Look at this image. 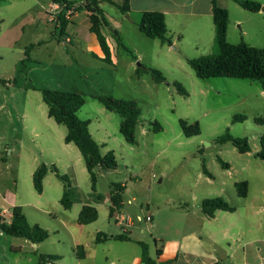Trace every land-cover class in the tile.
Returning a JSON list of instances; mask_svg holds the SVG:
<instances>
[{
  "label": "crops",
  "instance_id": "obj_1",
  "mask_svg": "<svg viewBox=\"0 0 264 264\" xmlns=\"http://www.w3.org/2000/svg\"><path fill=\"white\" fill-rule=\"evenodd\" d=\"M67 1L71 6L80 7L69 16L61 35L59 25L47 21L46 12L54 3L53 0H0V80L5 81L0 83V217L8 221L11 209L19 206L30 225L37 224L47 229L48 238L33 247L38 250L37 256L52 254L61 257L48 264H144L140 243L146 245L152 264H264V205L254 197L242 208L228 203L234 208L233 211L218 209L211 217L207 216L201 210V202L214 198L207 194L218 193L209 187L214 186L213 176L209 172V175L204 173L203 169L200 179L204 180L205 186L188 189L189 198L159 197L158 201L150 198L136 203L135 197L129 196L126 183L121 182L124 186L122 206L111 214V187L108 192H99L95 187V194H92L90 184L91 193L85 196L80 191L81 197L73 202L71 208L64 209L60 202L63 185L55 184L50 176L54 173L48 170L42 180V192L35 191L32 177L41 163L34 158V147L40 150V154L46 152L52 156L50 160L44 161L48 166L71 164L73 168L69 178L71 185L77 189L79 181L74 167H78L80 173L87 172L85 164L81 167L83 158L78 148L64 141L66 127L48 116V107L42 100L40 88L75 92L84 97L85 102L76 115L81 120L89 121V133L99 145L101 155H105L112 150L107 147L111 132L106 123L91 117L85 96L100 103L95 96L108 94L98 93L89 84L92 74L89 70L93 69L85 62L93 60L117 67L120 64L119 50L122 49L133 59L126 60L124 66L138 73L145 70L144 66L154 68L155 56H170L169 51L176 55V61L187 64V59L196 57L179 53L177 49L186 45L198 51L204 46L209 48L214 39L211 0H130L129 10L120 12V21L109 17L104 10V3L118 8L122 1H102L99 7L110 23L108 29L102 30L110 51V61L106 62L96 36L89 30L88 13L83 9L85 0ZM216 1L228 11L226 38L229 43L244 41L255 46L247 40L249 31L264 38V10L250 12L233 0ZM252 1L264 7V0ZM146 11L164 14L172 45L150 39L139 31L138 23ZM131 13L135 14L136 19L140 18L134 21L136 30L149 39L142 40L148 45L145 51L135 49L136 56L122 43L119 33L123 21ZM235 28L238 29L237 33ZM113 30L118 32L121 46L117 42L114 44L111 35ZM148 53L150 63L146 65L142 62ZM134 62H137L136 68L133 67ZM52 67L57 76L55 86H36L26 78L28 74L34 73V69H42L46 74L50 73L48 69ZM79 67L85 71L83 74L78 71ZM15 77L17 81L13 83ZM100 105L102 108H97L99 113H103L102 109L108 111ZM81 113L83 117H80ZM103 116L108 118L107 115ZM137 126L138 122L135 138ZM61 127H65V131ZM142 133L146 135L147 130L142 129ZM136 143L137 139L130 145ZM3 152L6 157L2 155ZM114 170L104 172L97 169L96 175ZM240 182L246 183V195L240 196L246 199L248 183ZM47 191L53 192V196L47 195ZM85 205L94 207L98 216L92 223L80 224L78 216ZM134 205L136 208L131 210L130 207ZM122 216H127L128 221L122 222ZM98 234L100 241H96ZM48 240L51 249L41 251ZM13 241L6 240L0 231V263L8 264L4 259L8 252L21 251V245ZM78 246L82 247L79 250L82 257L78 256Z\"/></svg>",
  "mask_w": 264,
  "mask_h": 264
},
{
  "label": "rangeland",
  "instance_id": "obj_2",
  "mask_svg": "<svg viewBox=\"0 0 264 264\" xmlns=\"http://www.w3.org/2000/svg\"><path fill=\"white\" fill-rule=\"evenodd\" d=\"M118 9L115 5L104 3V10L109 17L120 21L121 13ZM135 17V14L131 13V16L123 21V27L119 30L122 43L134 56H136L135 49L145 51L148 48L142 40L149 41L136 30L134 21H139L140 18ZM235 32H238L237 28ZM247 40L253 43L254 47L264 49V38H261L258 33L249 31ZM114 44L116 45L115 39ZM213 50L212 41L209 48L204 46L197 51L184 45L176 51L189 57H197L201 54H211ZM169 53L170 56L158 54V57L155 56L156 58L153 59L154 68L165 77V81L161 83L154 82L145 70L134 73L132 69L124 66L126 60L133 61V59L122 49L119 50L120 64L117 67L93 60L85 62L93 69V71L89 70L92 73L89 84L93 85L95 91L119 99L133 100L141 113L136 129L137 143L130 145L118 132L120 117L105 109H102V114L99 113L97 108H102L100 103L84 95L87 106L91 110V117L106 123L111 132L107 147L114 151L117 160V168L114 171L97 175V190L108 192L113 183L123 182L129 188V196L135 197L136 203L150 198L158 201L159 197L189 198L190 190L188 189L194 186H205L204 180L200 179L204 163L214 178V186L209 187L218 193L207 194L209 197H221L230 205L240 208L256 197L264 205V160L257 157L260 140L264 137V123L255 121L257 118H264V87L258 81L248 79H200L185 62L176 61V55L172 51ZM149 57V53L146 54L142 63L149 64ZM133 67H137V62L133 63ZM38 70L40 69H34V73L28 74L27 80L36 86L57 84L53 67L48 69L51 74L43 73L42 69ZM78 71L81 74L85 72L81 67ZM173 82H179L186 90L187 96L180 95L172 85ZM103 115H107L108 118H104ZM235 115H244L245 120L232 122ZM80 117H83L82 113ZM180 119L189 123L197 121L200 133L185 137L179 126ZM155 121L162 127L159 132H155L152 128ZM61 128L65 131V127ZM142 129L147 130L146 135L142 133ZM226 130L233 137L246 138L250 151L241 154L230 142L217 143L216 139ZM2 155L7 156L4 152ZM35 157L40 163L52 158L46 152L40 154V150L34 147ZM218 158L228 165L227 169L221 166ZM80 162L83 168V160ZM70 165L56 166L69 178L73 168ZM74 168L80 189L71 185V198L75 201L81 197L80 191L85 196L91 193V182L87 172L80 173L78 167ZM50 176L55 184L63 185L55 175L50 174ZM240 181L248 183L249 192L246 199L238 196L234 187V183ZM48 193L53 196V192L47 191V195ZM34 194H36L35 191ZM130 208L134 210L136 207L134 205ZM30 221H33L31 217ZM4 238L14 240L13 242L19 243L22 247L20 252H8V256H4L8 264H37L38 250L33 247L34 243L6 235ZM49 242L50 240L44 243L41 251L51 249Z\"/></svg>",
  "mask_w": 264,
  "mask_h": 264
},
{
  "label": "trees",
  "instance_id": "obj_3",
  "mask_svg": "<svg viewBox=\"0 0 264 264\" xmlns=\"http://www.w3.org/2000/svg\"><path fill=\"white\" fill-rule=\"evenodd\" d=\"M102 1L111 0H85L83 9L88 13L90 22L89 30L92 32L102 49L104 54L103 60L110 61V51L106 38L102 32L104 28H109L110 23L105 17L103 10L99 7ZM121 5L118 6L121 13L129 10L130 0H121ZM238 3L243 9L250 12H258L261 9V4L252 0H233ZM54 3L64 4L65 9L71 7V3L67 0H53ZM212 5V21L214 25V50L211 54L201 55L196 58L187 59L188 66L193 70L196 77L200 79L209 78H236L248 79L258 81L264 87V49L248 45L244 41L236 44H231L227 41L226 33L229 24L228 11L218 5L216 0H211ZM80 6L74 7L77 10ZM67 24V19L64 15H60L58 25L61 35ZM139 31L150 39H157L162 44L172 45L171 37L168 35L166 28L165 17L161 12L146 11L141 15L138 23ZM111 35L116 40L117 44L121 46L120 37L116 30L111 32ZM23 63V62H22ZM155 82L165 81L164 76L160 71L154 68H145ZM17 77L12 82L15 83ZM0 83L5 81L0 80ZM172 85L176 88L180 95L187 96L186 90L179 82H173ZM42 100L48 107V116L53 118L57 124L64 125L67 129L64 138L65 143H73L79 150L88 172L92 194H95V187L97 181L96 170H112L117 168V160L114 151H108L105 155H101L100 147L92 138L88 130L89 121L81 120L76 115L78 109L84 104V97L75 92L52 90L47 88L39 89ZM95 98L108 110L119 115L121 122L119 124V132L128 144H134L135 127L137 125L140 109L137 103L133 100H124L114 98L109 95H97ZM245 120L244 115H235L232 122H242ZM258 123H264V118L255 119ZM180 129L185 137H192L200 133L199 123L197 121L189 123L184 119L179 120ZM152 128L155 132H159L162 127L158 122H153ZM217 143L230 142L239 153L243 154L250 151L246 138L233 137L229 131L216 139ZM257 157L264 160V137L260 140V149L257 152ZM221 166L227 168V164L218 158ZM202 169L204 173L208 174L203 163ZM50 170L63 184V194L60 202L64 209L71 208L74 200L71 198V183L67 175L62 174L55 165L48 166L46 163H41L33 173V186L37 193L42 192V180L46 173ZM235 188L239 196L246 195V183H235ZM124 191V186L120 183H113L110 192L111 206L110 214L122 206L121 194ZM100 198V195H98ZM233 211L226 201L221 197H214L204 199L201 202V210L204 214L211 217L215 210ZM98 213L92 206L85 205L81 209L78 216V223L89 224L97 219ZM1 232L10 237L23 238L31 243L37 244L48 238L49 233L41 226L34 224L30 225L19 206H14L9 214V220L0 217ZM119 238V237H117ZM96 241H100L99 234ZM141 258L144 264H152L147 254V247L140 243ZM81 246L77 247L78 256L82 257L79 250ZM61 259L58 255H44L38 256L37 264H48ZM218 264V263H215Z\"/></svg>",
  "mask_w": 264,
  "mask_h": 264
},
{
  "label": "built area",
  "instance_id": "obj_4",
  "mask_svg": "<svg viewBox=\"0 0 264 264\" xmlns=\"http://www.w3.org/2000/svg\"><path fill=\"white\" fill-rule=\"evenodd\" d=\"M74 7L76 6H71L69 9H65L64 4L53 3L46 12L47 21L51 24L57 25L60 15L63 14L65 19H68L75 11ZM65 40L69 41L67 38H65ZM120 219L122 222H127L129 218L127 216H122Z\"/></svg>",
  "mask_w": 264,
  "mask_h": 264
},
{
  "label": "water",
  "instance_id": "obj_5",
  "mask_svg": "<svg viewBox=\"0 0 264 264\" xmlns=\"http://www.w3.org/2000/svg\"><path fill=\"white\" fill-rule=\"evenodd\" d=\"M261 9L264 10V7H262ZM110 30H111V29H110ZM106 171H107V169L104 170V172H106ZM0 231H1V230H0Z\"/></svg>",
  "mask_w": 264,
  "mask_h": 264
}]
</instances>
